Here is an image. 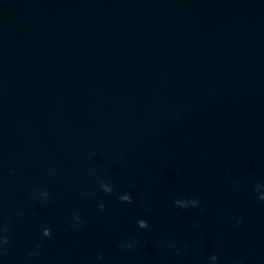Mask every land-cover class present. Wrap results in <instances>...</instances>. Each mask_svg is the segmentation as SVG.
<instances>
[{
	"label": "water",
	"instance_id": "1",
	"mask_svg": "<svg viewBox=\"0 0 264 264\" xmlns=\"http://www.w3.org/2000/svg\"><path fill=\"white\" fill-rule=\"evenodd\" d=\"M0 264H264V0H0Z\"/></svg>",
	"mask_w": 264,
	"mask_h": 264
}]
</instances>
